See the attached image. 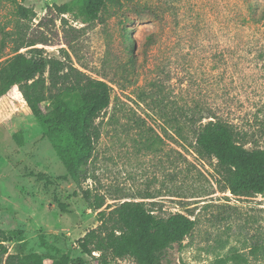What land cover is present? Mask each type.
I'll return each mask as SVG.
<instances>
[{
	"label": "rangeland",
	"instance_id": "rangeland-1",
	"mask_svg": "<svg viewBox=\"0 0 264 264\" xmlns=\"http://www.w3.org/2000/svg\"><path fill=\"white\" fill-rule=\"evenodd\" d=\"M17 3L36 16L20 19L15 3L0 0V71L15 46L2 45V32L20 28L47 41L34 47L44 56L107 83L111 100L96 121L100 137L79 188L62 179L65 155L43 136L18 88L0 98V229L23 239L7 243L9 252L38 254L45 264L62 255L136 264L81 253L79 240L99 225L82 190L102 196L104 210L144 202L156 215L194 220L160 264H216L233 248L248 252L251 236L264 246V194L225 190L217 161L198 151L194 133L220 120L246 149H264V0H106L94 21L85 20L81 0ZM54 6L72 11L57 17Z\"/></svg>",
	"mask_w": 264,
	"mask_h": 264
},
{
	"label": "trees",
	"instance_id": "trees-1",
	"mask_svg": "<svg viewBox=\"0 0 264 264\" xmlns=\"http://www.w3.org/2000/svg\"><path fill=\"white\" fill-rule=\"evenodd\" d=\"M9 1L15 3L20 19L35 18L32 9L18 4L17 0ZM81 2L85 20L94 21L106 0ZM52 10L57 17L72 11L68 6H54ZM151 38L148 36L149 40ZM9 39L15 44L14 55L0 71V98L14 87L18 88L30 114L41 126L43 136L65 155L67 172L62 179H71L80 188L88 178L87 168L100 137L96 121L110 105L111 88L65 60L44 56L41 49L34 48L37 44L48 45L44 39H28L20 28L14 34L3 31L2 45ZM126 43L130 47V41ZM21 49L28 50L22 53ZM194 133L198 151L217 161L225 190L237 197L264 194V149H246L232 127L220 120L200 123ZM82 195L88 208L97 212L99 223L78 242L81 253L89 257L98 253L100 258L105 255L112 259L129 257L136 264H160L163 253L173 245H181L195 228V221L182 213L162 217L147 209L144 202L132 201L104 210L102 196L91 190H82ZM59 206L66 211L64 204ZM22 240L21 231L0 229V264H45L38 254L9 252L7 243ZM250 240L248 252L240 253L233 248L229 255L215 263L263 261L264 246L258 243L256 236H251ZM51 264L87 263L81 258L62 255ZM103 264H107L105 259Z\"/></svg>",
	"mask_w": 264,
	"mask_h": 264
}]
</instances>
